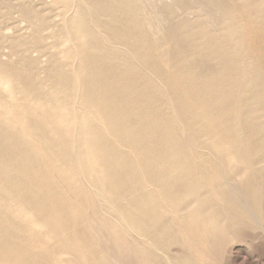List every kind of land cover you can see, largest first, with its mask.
<instances>
[{
	"label": "rangeland",
	"instance_id": "1",
	"mask_svg": "<svg viewBox=\"0 0 264 264\" xmlns=\"http://www.w3.org/2000/svg\"><path fill=\"white\" fill-rule=\"evenodd\" d=\"M85 1L0 0V264H264V0Z\"/></svg>",
	"mask_w": 264,
	"mask_h": 264
},
{
	"label": "bare ground",
	"instance_id": "2",
	"mask_svg": "<svg viewBox=\"0 0 264 264\" xmlns=\"http://www.w3.org/2000/svg\"><path fill=\"white\" fill-rule=\"evenodd\" d=\"M9 1V0H8ZM188 1L198 2L203 10H208L210 13V25H217V21L221 17V11L216 7L217 0H89L85 1L84 4L78 5L75 11L71 14L73 18V26L75 25L79 30L90 35L89 31L92 27L93 22H89L86 19L87 13L94 11L97 13L98 21L102 19L103 22H107L117 13V9H120L124 14H128L133 10L140 17H144L146 22L148 33L155 38L157 36L164 35L167 28L169 27V20L166 17L163 7L168 5L176 10H180L182 6ZM230 1V0H228ZM218 2V1H217ZM7 3V2H6ZM55 3V2H54ZM213 3V4H212ZM48 4V3H47ZM212 4V5H211ZM221 4V3H219ZM192 5V4H191ZM7 6V5H6ZM232 7V6H230ZM173 11V10H172ZM202 11V10H201ZM39 12V11H38ZM181 12V11H180ZM179 13V12H178ZM190 15V14H189ZM203 15V14H202ZM207 15V14H206ZM42 16V15H41ZM209 16V15H208ZM28 17V16H27ZM39 20H42L40 14L36 16ZM45 20V19H44ZM187 20V19H186ZM172 21V20H171ZM205 21V20H204ZM220 21V20H219ZM43 22V21H42ZM106 23V24H107ZM207 23V22H206ZM208 24V23H207ZM209 25V26H210ZM219 25V24H218ZM193 26V24H192ZM215 27V26H214ZM217 27V26H216ZM97 29V28H96ZM191 29V27H190ZM104 34V33H102ZM106 34V33H105ZM101 35V34H100ZM106 36V35H105ZM159 41V40H158ZM79 46V45H78ZM75 47V46H74ZM119 47V46H118ZM122 48V47H121ZM101 55V54H100ZM135 58V57H134ZM78 62V61H77ZM77 65V64H76ZM199 67V66H198ZM218 69V68H217ZM215 70V68H214ZM123 72V71H122ZM133 78V77H132ZM145 79V78H144ZM148 81V80H147ZM153 81V80H152ZM157 81V80H156ZM167 81V80H166ZM154 82V81H153ZM178 82V80L176 81ZM165 83V82H164ZM79 85V84H78ZM92 88V87H90ZM101 90V89H100ZM80 95V94H79ZM77 104V103H76ZM76 115V114H75ZM127 118V117H126ZM128 121V120H127ZM187 139V138H186ZM20 141V140H19ZM27 142V141H26ZM188 143V142H187ZM189 144V143H188ZM192 146V145H191ZM209 152V151H208ZM80 168V167H78ZM136 184V183H135ZM10 189V188H9ZM140 189V188H139ZM246 197V196H245ZM245 200V199H244ZM247 204V203H246ZM244 205V204H242ZM244 207V206H243ZM247 208V207H246ZM245 209V208H244ZM247 210V209H245ZM251 212V211H250ZM254 212V211H253ZM252 212V215H253ZM81 216V215H80ZM88 216V215H87ZM77 218V217H76ZM78 219V218H77ZM88 219V218H87ZM258 219V218H257ZM258 221V220H257ZM260 222V221H258ZM32 243V242H31ZM117 259V258H115ZM54 262V261H53Z\"/></svg>",
	"mask_w": 264,
	"mask_h": 264
}]
</instances>
